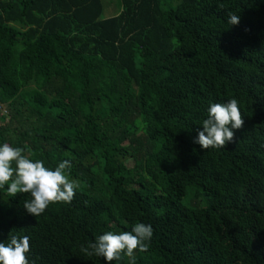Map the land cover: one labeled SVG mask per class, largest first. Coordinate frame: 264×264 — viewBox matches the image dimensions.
<instances>
[{
	"label": "trees",
	"instance_id": "obj_1",
	"mask_svg": "<svg viewBox=\"0 0 264 264\" xmlns=\"http://www.w3.org/2000/svg\"><path fill=\"white\" fill-rule=\"evenodd\" d=\"M115 2L104 18L103 0H0V142L70 160L79 184L37 217L0 188V241L29 235L35 264H107L80 244L144 222L135 264H264V0ZM230 98L233 141L195 144Z\"/></svg>",
	"mask_w": 264,
	"mask_h": 264
},
{
	"label": "clouds",
	"instance_id": "obj_2",
	"mask_svg": "<svg viewBox=\"0 0 264 264\" xmlns=\"http://www.w3.org/2000/svg\"><path fill=\"white\" fill-rule=\"evenodd\" d=\"M239 15L231 13L228 23L235 25ZM239 103L230 98L223 103L210 102L207 117L202 121L194 143L203 149L219 148L232 142L234 130L243 124ZM71 161L63 159L55 168L47 167L43 160L30 158L20 146L0 142V188L15 195L28 193L24 200V209L34 216L41 215L52 202H71L79 184L69 179L68 170ZM151 224L136 222L130 231H105L94 240L81 243V253L91 257H103L107 264L119 261L122 255L131 258L129 264H135L134 250H145L153 237ZM30 236L10 235L6 241H0V264H35L29 261Z\"/></svg>",
	"mask_w": 264,
	"mask_h": 264
},
{
	"label": "rangeland",
	"instance_id": "obj_3",
	"mask_svg": "<svg viewBox=\"0 0 264 264\" xmlns=\"http://www.w3.org/2000/svg\"><path fill=\"white\" fill-rule=\"evenodd\" d=\"M103 1H104V4H105V7H104L105 8L104 18H108V17L113 16V15L118 13L117 5H116L115 0H103ZM2 114H6V111L4 109H2ZM128 165L130 167H133V162L129 161Z\"/></svg>",
	"mask_w": 264,
	"mask_h": 264
}]
</instances>
